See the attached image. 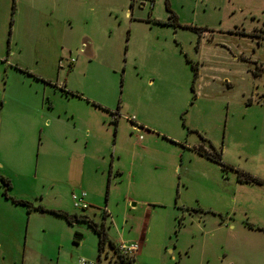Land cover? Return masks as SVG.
I'll return each instance as SVG.
<instances>
[{"label":"rangeland","instance_id":"374dc122","mask_svg":"<svg viewBox=\"0 0 264 264\" xmlns=\"http://www.w3.org/2000/svg\"><path fill=\"white\" fill-rule=\"evenodd\" d=\"M0 175V264H264V0H0Z\"/></svg>","mask_w":264,"mask_h":264},{"label":"trees","instance_id":"16d2710c","mask_svg":"<svg viewBox=\"0 0 264 264\" xmlns=\"http://www.w3.org/2000/svg\"><path fill=\"white\" fill-rule=\"evenodd\" d=\"M207 157L211 158V159H214V160H218L217 159V156L218 158L220 159V154H217V156H213L209 153H206L205 154ZM244 180L245 181H258L257 178L255 177H252L251 175H244L243 176ZM0 183H2V185L6 188V189H9L11 188V182L9 179H7L6 177L0 175ZM4 194H6V190L4 191ZM13 201L17 204H21V205H25L27 207H29V210L31 209H36V210H42L41 207H35L33 206L32 203L26 201V200H21V199H13ZM58 214H61L62 216L66 217L68 219V221L70 223H73V222H77V221H84V222H87L89 227H91L93 229L94 232H96L98 234V237H99V241H98V251H99V254H98V257L100 259V256H101V252L104 250L105 246L108 244V246L113 249L114 253L116 254V259H114V263L113 264H120V263H125V264H132V260H133V257L134 256H131V257H125V256H122L118 250H117V247H116V243H114L113 241H111L106 232H105V229H104V225L102 224V226H99L97 223L93 222L91 219H88L87 216L85 215H77V214H68L66 212H62V211H57ZM75 239H74V242L76 244H78L81 239H82V235L81 233L79 232H75Z\"/></svg>","mask_w":264,"mask_h":264},{"label":"built area","instance_id":"2783aa9c","mask_svg":"<svg viewBox=\"0 0 264 264\" xmlns=\"http://www.w3.org/2000/svg\"><path fill=\"white\" fill-rule=\"evenodd\" d=\"M75 60L71 58L68 61L69 67L72 66L73 62ZM120 117V114L117 112H113L112 118L113 120H118ZM136 127V126H135ZM86 192H81L80 194H73V201H74V206L76 208L82 209V210H87L89 208V204L86 202L85 197H86ZM118 252L125 257H131L135 256L137 253L140 252L142 244L140 241H121L116 244ZM76 264H99L98 262L87 260L85 258H78Z\"/></svg>","mask_w":264,"mask_h":264},{"label":"crops","instance_id":"0c3cea01","mask_svg":"<svg viewBox=\"0 0 264 264\" xmlns=\"http://www.w3.org/2000/svg\"><path fill=\"white\" fill-rule=\"evenodd\" d=\"M121 110H122V107H121V106H118L117 109H116V112H117V113H121ZM107 111L113 113V111H110V109H109V110L107 109ZM116 121H118V120H116ZM90 135H91V134H90ZM89 137H90V136H88V138H89ZM74 140H75V141H78L79 139L75 138ZM115 154H116V153H115ZM2 163H3V162H2ZM2 163H1V164H2ZM2 165H3V164H2ZM81 175H82V174H81ZM8 178H9V176L7 175V179H8ZM9 180H10V178H9ZM10 182H11V181H10ZM87 197H88V195H86V199H87ZM16 198H17V197H16ZM128 240H130V239H125V238H122V237H121L118 241H116V242H114V243L117 244L118 242H121V241H128ZM142 247H143V246H142ZM142 247H141V250H142ZM141 250H140V251H141Z\"/></svg>","mask_w":264,"mask_h":264}]
</instances>
